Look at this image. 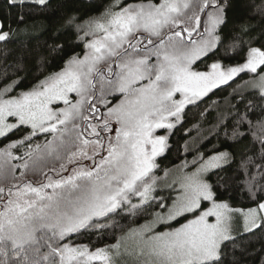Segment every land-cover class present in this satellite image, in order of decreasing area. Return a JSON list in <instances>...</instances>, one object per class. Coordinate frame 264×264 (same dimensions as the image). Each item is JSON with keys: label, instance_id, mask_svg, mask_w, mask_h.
Returning a JSON list of instances; mask_svg holds the SVG:
<instances>
[{"label": "snow or ice", "instance_id": "1", "mask_svg": "<svg viewBox=\"0 0 264 264\" xmlns=\"http://www.w3.org/2000/svg\"><path fill=\"white\" fill-rule=\"evenodd\" d=\"M0 264H264V0H0Z\"/></svg>", "mask_w": 264, "mask_h": 264}]
</instances>
